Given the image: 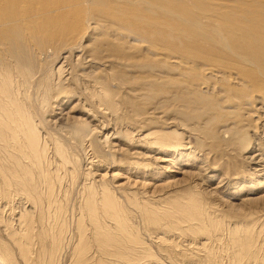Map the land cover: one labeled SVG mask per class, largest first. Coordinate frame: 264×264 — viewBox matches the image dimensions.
Masks as SVG:
<instances>
[{
  "label": "rangeland",
  "instance_id": "obj_1",
  "mask_svg": "<svg viewBox=\"0 0 264 264\" xmlns=\"http://www.w3.org/2000/svg\"><path fill=\"white\" fill-rule=\"evenodd\" d=\"M39 1L43 3V5H48L49 2L50 5L48 6L51 7H54V4L57 3L54 8H61V11L64 7H66L67 10L70 8L68 17L71 22H69L70 32H73L74 29L77 30L79 23H81V25L79 24L78 28L80 29L82 27V31H84L83 28L85 26L90 27H88V29L85 27L88 32L90 31V33L86 31L89 35L84 31L86 33H83L85 34V39L84 35L81 34V32L79 33L81 38H83L79 41V29L78 31H74L69 38L64 37L66 34H69L68 32L65 31L61 34L63 35V39L65 38V42L68 41L70 43L73 39V41L78 42L80 54L86 51V54L82 56L83 61L80 59L76 62V57L67 60V66L70 70L73 68L72 65H74V68L76 64L82 66L83 63V65H85L82 67L83 70L78 67V65L77 68H75L76 70L74 68V70H71L73 73L72 76H74L73 83L76 84L75 86L71 84L70 88L68 87L70 92L81 94L73 95V102L68 100L62 106L64 110L63 113H68L67 118L62 116L63 114H56L52 117V114H48V110L41 116V120L47 123L48 126L44 128L46 129L44 132L51 135L53 134L55 138L59 136L63 142L69 145V148L74 146V144L77 145L74 139L71 140V136H67L69 134L66 135V132H68L67 130H70L69 127H71L72 121L84 122L87 120L88 122L85 121V123L87 122V125L89 123V130L93 129L96 131L94 134V131L91 130L92 134H90V137H87L86 144L89 146L88 143H90L93 146L96 141L95 137L97 136L98 141L102 142L100 144L101 147L98 146L100 149L95 145L92 148L88 147V149L90 148L89 151L86 148L87 146L83 150L79 147L80 151H78V146L77 148L74 147V149L76 148L75 150H73V148H71L72 150L70 149V153L74 156L78 155L79 152L83 156V158H81L82 156L79 154L78 158L76 157L77 160L80 157L78 160L79 163L77 162L78 167L79 164L82 165L83 163V167H79L81 171L78 168L79 174L86 171V173L92 175V177L94 175L96 178L100 176L105 177L104 180L106 182L109 181L108 183L110 186L122 184V186L125 187L123 189L125 191L136 192L138 190L136 193L139 196L142 195L141 198L143 200H158L160 198H162L160 200L163 202H166V198L174 200L177 196H174L175 194L179 195V192L182 190L188 187H194L199 192L201 191L203 193L204 191L206 195L205 199L210 203L209 206L217 210L219 218H224V221L227 222L228 225L237 224L238 222H240V224H246L252 222L251 218L264 221V176H262V178L258 175H254V170H252L256 168L257 165L264 164V0ZM16 2L17 0H13L12 5L15 11H13V9L10 12L9 10H5L6 14H10L11 16L15 15V17H19V14H24L25 9L23 6L25 5L22 6L24 3L19 1V4H16ZM30 2L26 3L29 8H32L31 6L34 5H32V1ZM2 3L3 1L0 2V5ZM21 7H23L22 9L24 12L20 10ZM30 11L29 9L28 14L31 13ZM79 18L83 19H81L82 22L80 20L78 22ZM84 20L90 21L87 23L84 22ZM90 23L93 24L89 25ZM73 34H75L74 36L78 34V36L75 38ZM72 36L73 39L70 38ZM59 39L52 42L56 44H53L55 47H58V44L60 46V43L64 42L63 39L62 41ZM109 40L112 41L109 43ZM254 42L259 46L255 47L248 44ZM83 47H86V50H84ZM100 47L105 50L103 51ZM87 48L91 50L94 49L95 52L98 53H95L96 56L103 52L101 56L99 55L100 57L98 56V58L96 57L95 59L99 60L103 56H107L111 61L113 60V62H110V68L104 69L102 66L98 67L91 65V63H87L86 61L88 59H94L95 57L94 52V55L91 54L92 57L88 56L92 51L89 49V52ZM107 51L108 54H106ZM111 52L112 55L110 54V56H108ZM107 57H103L102 59H106ZM119 59L122 61L125 60L126 63L122 61L121 64L116 63V60L120 62ZM47 64L50 66L49 68L53 70V63L50 62ZM86 65H89V67ZM111 70L113 72H110ZM119 70L121 73L116 74ZM77 71L81 72L78 73ZM104 71H109L108 74H110V76ZM102 72H104L105 75L102 74ZM87 73H90L92 76H97L95 79L99 81L106 79L102 81L105 82V85L107 82L112 81L109 85L107 83V87L112 93L114 92L113 96L109 100H102L109 107L103 104L101 105L100 103L97 104L98 102L95 101V99L93 100L92 97L91 99L90 97H85L88 101L84 98L81 80L82 78L86 79L83 75H87ZM120 74L122 75L120 76ZM113 75H118L117 78H120L117 79L116 76ZM108 79H110V81ZM183 85H185V87ZM128 86L129 88H127ZM117 88H119L120 91H118L119 89L117 90ZM126 88L128 93L125 92ZM122 93H124V95ZM139 93L141 94L139 95ZM120 94L123 96H120ZM135 94L136 96H134ZM77 97L81 98L83 102H81L79 98L77 99ZM81 104L86 108L80 109L81 107L83 108ZM92 104H94L93 107ZM90 109L93 112L90 111ZM70 110L77 111L72 113ZM88 112H95L96 114L91 113L93 117L91 115L90 117V113ZM104 112H106V114ZM98 115L100 118L96 117ZM75 118L78 120L75 121ZM138 118L139 121L137 123ZM65 120H67L68 123ZM101 123H104V125ZM124 123L128 124H126L128 128L126 125L123 126ZM95 125L96 128H91ZM98 125L102 126V129L100 126L98 127ZM61 130L63 131L59 132ZM152 131L157 132L159 137H164L165 143H183V145L186 146L185 148L188 147V149H190L189 151L193 152L192 158H184L182 160L177 158L170 162L169 160L167 162H162L165 159V154L163 152L159 153L157 151L158 149L152 146V144L149 145V138H146ZM44 132L42 133L44 134ZM54 134L57 135V137ZM176 134L179 135L178 140H175ZM93 135L96 136L94 137ZM184 136L186 137L184 138ZM100 137L104 138V140L102 141ZM132 138L135 139L133 140ZM172 139L175 141H172ZM69 140L75 143L72 142L73 144L71 146ZM147 140L148 143L146 142ZM111 142H114L116 145H111ZM126 145L132 146L133 149L129 146L126 148ZM103 146L105 149L102 148ZM151 146L154 148H151ZM189 146L192 147L189 148ZM94 148L97 153L94 151ZM101 148L102 151H100ZM122 150L123 152L128 151L129 153L127 152V154H124ZM51 151L49 153V158L51 161H54ZM76 152L77 154L75 155ZM95 153L96 155H94ZM98 153H104V156H106L102 157L103 154L99 156ZM130 153L132 155L131 157L129 156ZM91 154L94 155V158ZM253 154H258L257 156L259 157H257L258 160H256V162L251 161V163L248 160H250L249 156ZM126 155L127 159L125 158ZM98 157L103 158V160L101 158L100 160ZM88 158H90V160L94 159L96 167H90L87 160ZM132 158L134 159L132 160ZM159 159H161V162H159ZM193 159H197V162ZM132 162H135V164L137 163L136 165H139V167L144 165V168H146L144 172H149V170H151L149 172L150 175H145L144 178L137 177L134 173L135 170L130 169L133 165L137 167ZM98 164L100 166L102 165L103 169L102 166L99 167ZM169 164L171 166H169ZM55 165L56 163H53L50 167L53 169ZM199 168L202 171H200ZM127 169H130L128 170L129 172H127ZM186 171L191 174H186ZM94 173H96L97 176ZM63 174L64 173L61 172L59 175L64 176ZM113 174L117 176L116 179L112 177ZM64 177H66V179ZM64 177H62L64 180L60 186L63 187V190L68 189V191H66V199L63 198L65 199V203L69 202L65 205L68 211L71 212H68L67 218V221L70 222V224L68 223L70 226L68 232L71 233V230L73 231V236L69 234V238H71L76 234V229L74 227L76 215L74 214L79 211L78 209L76 210V203L78 206V197L80 196L77 187L71 184V182H68V176ZM108 177L109 179H107ZM127 177H132L130 179L138 182L140 181L144 184L142 185L144 187L147 183L145 189L141 187L140 184L134 185L135 187L137 186V188L133 189L131 186H133L134 182L132 185L130 184L127 186ZM81 179L82 178H80V181ZM110 180H112V183ZM112 186L111 188L114 190L113 188L116 186ZM115 190V195L120 198L123 191L117 190V192ZM170 191L173 192L170 193ZM141 192L143 193L141 194ZM146 192L151 197L146 195ZM155 192L157 194H154ZM174 192L176 193L174 194ZM168 193H170V197ZM153 195L158 196L155 198ZM68 198L69 200H67ZM212 203L215 204V206H212ZM73 206H75V208ZM70 207L72 209H70ZM73 209L75 210L72 211ZM3 212L2 215L4 216V220H8L9 212ZM133 213L134 215L136 214L135 212ZM137 220L139 219H134V222H136L138 226L135 225L134 227L138 230V233H140V238H143L145 243L147 242L146 246L153 247L151 248L153 252H155V256H160L159 249L156 246L157 243L155 242V240L157 241V237H161L160 232L158 231V235L154 227L143 226ZM241 226L243 227V225H240V227ZM213 232L218 233L219 231ZM205 235L206 234L201 231L198 234L199 237H205ZM0 239L7 241L5 235L1 233V228ZM172 239H175L174 241H177L181 245H185V243L188 244L189 248L190 245L192 248H198L197 245L200 247V244L206 243L203 238H198L196 241H191L185 237ZM71 240H73V238ZM193 244H196V246H193ZM218 244L225 250L230 248L228 242L224 240L214 243L215 246L217 245V248H220ZM220 250H218V252ZM220 253H223V251L221 250ZM66 255L64 254V256L59 259V264H65L66 262H68L66 264H69V260L67 259L68 256Z\"/></svg>",
  "mask_w": 264,
  "mask_h": 264
},
{
  "label": "bare ground",
  "instance_id": "obj_2",
  "mask_svg": "<svg viewBox=\"0 0 264 264\" xmlns=\"http://www.w3.org/2000/svg\"><path fill=\"white\" fill-rule=\"evenodd\" d=\"M1 1H3V3L0 5V18L3 19H0V228L1 233L5 235L7 241L0 239V264H59V259L62 258L64 254L66 255V253V256H68L67 259L69 260V264H264V221H261V219H253L250 217L252 219H250L252 222H248L246 224H240V222H238L237 224L228 225V223L224 221V218H219L217 214L218 211L212 209V207L209 206L210 203L205 199L206 195L204 194V191L202 193L201 191H197L194 187H188L185 190L179 192V195L175 194L177 191L174 192V196L177 195L174 200L166 198V202H163L162 200H160L162 198L158 200H143L141 198L142 195L139 196L136 193L138 190H135L136 192L127 190L125 191L123 190L125 187H123L122 184H118L113 185L116 186L115 188H113L114 190L116 189L115 191H123L120 195V198H118L119 196L115 195L114 190H112L111 188L112 185L110 186V184L108 183L109 181L106 182L104 180L105 177L100 176L96 178L94 175L96 173H94V176L92 177V175L87 174L86 171L83 172L84 174L81 172V174L83 175L79 174L78 168L83 165V163L82 165L79 164L78 167L77 164L78 160L80 159L79 157V159L77 160L80 152L78 155H76V152V156H74L70 152L72 150L71 148L75 150L78 146V148L80 147L83 150L87 146L86 139L87 137H90V134H92L91 130H93H89V123L87 125L88 121L85 120L87 121L85 123L82 118L81 119L84 122L72 121V125L71 127H69L70 130H67L68 132H66V135L69 134L67 136H71V140L74 139L77 145L74 144V146H72V142L74 141L69 140V144H71L72 146H70L71 148H69V145L63 142L59 138V136L58 139L55 138L53 134L51 135L47 132H44L46 130L44 128L47 126V123L41 120V116L48 110V114H52V117H54V115L56 114H63L62 116H65L67 118L68 113H63L64 110L62 109V106L68 100L70 102H73L74 96L77 94H81L70 92V90L68 89V87L70 88L71 84H74V76H72L73 73L71 72V70L74 68V65H72L73 68H71L70 70L67 66V60L76 57V62H78L80 59L83 61L82 56H84L83 54H86V51H84L83 54H80V46L78 45V42L73 41V36L75 34L70 37L73 39L71 40L72 42H65V38H69V36H71L74 31H78L79 24L81 25V23L78 24L77 30L74 29L73 32H70L71 30L69 25L71 22L68 18L70 8L67 10L66 7L60 5L61 7H64L61 11V8H54L57 3H53L54 7H51L48 6L50 5L49 2L48 5H43V3H41L39 0H30L32 1V5L34 6L30 5L32 8H29L28 4L26 3L30 2L29 0H19L21 3H24L22 4V6L25 5L23 6L25 12L22 9L23 7H21L20 10H22L24 14L20 15L18 13L19 17H15V15L11 16L10 14L5 13V10H9L10 12L13 9V0H0V2ZM19 1L17 0L16 4ZM28 8L31 10V13L29 12L31 15L28 14ZM13 11L15 10L13 9ZM81 19L79 18L78 22L79 20L81 21ZM89 21L84 20V22L87 23H89ZM91 24L93 23H90L89 25ZM85 27L83 29L86 32V29H88L89 26L86 29ZM81 28L79 29L78 34L80 32L81 34L85 33L81 30ZM65 31L69 34H66L67 36L65 35V38L63 39V35L61 34ZM88 33H90V31ZM88 33L87 35H89ZM78 34H76V36L74 37L76 38ZM85 34H83L84 39L86 38ZM56 39H59L61 41L63 39V41H65L60 43V46L58 44V47H55L54 45L56 44L52 42ZM80 39L83 38H81L79 34L78 41ZM111 41L109 40L108 42L110 43ZM248 44L255 47L259 46H257L255 42ZM83 49L86 50V47H83ZM100 49L103 48L100 47ZM104 50L105 49H103V51ZM91 51L92 53L90 52V55H88L90 57H92L91 54H93V52L94 54L96 53L94 49ZM96 54L94 55V59H88L89 61L87 60L86 62L91 63V65L94 66H102L104 69H107L108 67L110 68V62H113V60L111 61L109 57L103 55L102 56L104 58H107L102 59V57L99 60L95 59L96 57L98 58L99 55L101 56V54H99L98 56H96ZM106 54H108V51L106 52ZM110 54L112 55V52L109 53L108 56H110ZM117 60L115 62L118 64H121L122 62L126 63L125 60L122 61L119 59L120 62H117ZM50 62L53 63V70L52 68H49L50 66L47 64ZM77 65L82 70V67L85 66L83 65V63L82 66H80V64H76L75 68H77ZM89 65L86 66L89 67ZM77 72L79 73L81 71ZM104 72H102V74L105 75ZM108 72H106V74H108ZM110 72L113 71L111 70ZM117 73H121L120 70L117 71L116 74ZM108 75L110 76V74ZM121 75L122 74H120V76ZM83 76L86 78L84 79L81 77V86H83L84 98L90 97L91 99L92 97L93 100L95 99V101L98 102L97 104L100 103L101 105L103 104L104 106L109 107L102 100H109L113 96L114 92L112 93V91L107 87V83L109 85L112 81L108 79L110 82H107L105 85V82L102 81H105L106 79L102 81H99L98 79L96 80L95 77L97 76H92L90 75V73H87V75ZM155 77L157 78L156 75ZM92 83L95 85H93ZM75 84L73 86H75ZM183 86L185 87V85ZM127 88H129V86ZM127 88L125 91L126 93H128ZM118 89L119 88H117V90ZM118 91H120V89ZM122 94L124 95V93ZM140 94L141 93H139V95ZM123 95L120 94V96ZM134 96H136V94ZM78 98L79 97H77V99ZM79 100L81 101V98H79ZM81 106L83 105L81 104ZM93 106L94 104H92V107ZM85 108L83 106V108L81 107L80 109ZM91 109L90 111H92ZM76 111L77 110L72 111V113ZM91 113L89 114V116L91 115ZM104 113L106 114V112ZM91 116L93 117V115ZM96 117H99V115ZM76 120L78 119L75 118V121ZM65 121L67 122V120ZM138 121L139 118L137 120V123ZM91 124L93 125V123ZM101 124L104 125V123ZM126 124L124 123L123 126H125ZM127 125L126 127L128 128ZM99 126L100 125H98V127ZM93 127L96 128V125L92 126L91 128ZM100 128L102 129V126H100ZM62 131L63 130L59 132ZM93 131L95 134L96 131ZM42 132H44V134ZM96 135L93 136L95 137ZM55 136L57 137V135ZM185 137L186 136H184V138ZM146 138H149V145L152 144V146L158 149L157 151L159 153L163 152L165 154V159L162 162H167L168 160L170 162L171 160H175L177 158H179V160H182L184 158H192L193 152L189 151L190 149H188V147L185 148L186 146L181 142L165 143L164 137H159L157 132L153 131L150 132ZM178 138L179 135L176 134L175 140H178ZM95 139L96 141L94 142L93 146L95 145L100 149V144L102 142L98 141L97 136L95 137ZM101 140L103 141L104 138H102ZM175 140L172 139V141ZM146 142L148 143V140ZM88 144L89 146H87L86 148L89 151L90 148L88 149V147L92 148L93 146L90 143ZM113 144L114 142L111 145ZM115 145L116 144H114L113 146ZM104 146L102 147L103 149H105ZM128 146L129 145H126V148H128ZM152 146L151 148H154ZM74 147L76 148L74 149ZM129 147L132 148V146ZM191 147L192 146H189V148ZM80 148L78 151H80ZM102 148L100 151H102ZM141 148L143 149L144 147ZM112 149L114 150V147ZM50 151L53 154V162L49 158ZM127 152L123 153L127 154ZM96 153L94 155H96ZM100 153H98L99 156H101L102 154V157L106 156H104V153ZM94 155H92L93 158ZM257 155L253 154L252 156H249L250 160L248 161L256 162V160H258L257 157H259ZM129 156H132L131 153ZM81 158H83V156ZM125 158L127 159V155L125 156ZM101 159L103 160V158ZM133 159L134 158H132V160ZM87 160L91 168L96 167V162L94 163V159L90 160V158H88ZM160 160L161 159H159V162H161ZM193 160L196 161L197 159ZM53 163H56V165L55 168L52 169L50 165ZM133 164H135V162ZM136 164L135 166L137 167H134L133 165V167L130 169L135 170L134 173L137 177L144 178L145 175H150L149 172L151 170H149V172H144L146 170V168H144V165L142 167H139V165ZM263 165H257L256 168L252 169L254 170V175H258L260 177L264 176ZM101 166L99 165V167ZM169 166L171 165L169 164ZM130 169H127V172H129L128 170ZM200 171L202 170L200 169ZM61 172L64 173V176H68V182H71V184H74V186L77 187L80 196L78 197V206L76 203V210L78 209L79 211L78 213L75 211V214L72 213L76 215V222L74 226L76 229V234L71 238H69V234H72L73 231L71 230V233L68 232L70 230V226L68 225V223L70 224V222L67 221L69 211L65 205L69 203H65V196L67 195L66 191H68V189H64V191L63 187L60 186L62 185L61 183L63 182L64 178L66 179V177L59 175ZM187 173L189 174L190 172L186 171V174ZM114 174L112 177L116 179L117 176H115ZM80 178H82L81 181ZM127 178V186H129L130 184L132 185L134 182L133 186H131L133 187V189L137 188V186H134L137 184H140L141 187H144L142 186L144 184H142L140 181L138 182L136 180L130 179L132 177ZM107 179H109V177ZM110 182L112 183V180H110ZM143 192H141V194ZM172 192L173 191H170V193ZM170 193H168L169 197ZM154 194L157 193L155 192ZM146 195L149 196L147 192ZM157 196L154 197L157 198ZM67 200H69V198ZM213 205L215 206V204L212 203V206ZM71 207L70 209H72ZM73 207L75 208V206ZM74 210L75 209H73L72 211ZM3 211L9 212L8 220H4V216L2 215L4 213ZM133 212L136 213V216ZM134 219H139L137 221H139L143 226L154 227L157 230V233L158 231L160 232L161 237L159 236L157 237V241L155 240V242L157 243V245H155L159 249L160 256H155L156 254L155 252H153V247L151 246V248L148 245L146 246L147 242L145 243V240L143 238H140V233H138V230L134 227L135 225L138 226L136 222H134ZM240 225H243V227H240ZM200 231L206 234L205 237L198 236ZM213 231L219 232L214 233ZM179 237H185L186 239H189L191 241H196L198 238H203L206 243L200 244V247L199 245H197L198 248H192L190 245L189 248L188 244L185 243V245H181L177 241H174L175 239H172H177ZM72 238L73 240H71ZM222 240L228 242L230 248L225 250L218 244L223 251V253H220V248H217V245L215 246L214 243ZM193 246H196V244H193ZM218 250L220 251L218 252Z\"/></svg>",
  "mask_w": 264,
  "mask_h": 264
}]
</instances>
